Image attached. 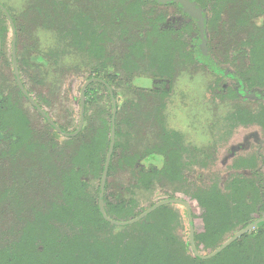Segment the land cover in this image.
<instances>
[{
    "label": "trees",
    "instance_id": "1",
    "mask_svg": "<svg viewBox=\"0 0 264 264\" xmlns=\"http://www.w3.org/2000/svg\"><path fill=\"white\" fill-rule=\"evenodd\" d=\"M36 1L31 4L36 10L28 12V24L34 29L42 26L55 32L65 46L52 61L55 75L51 85L59 88V75L71 68L70 57L78 53H82L89 64L88 79L95 77L103 80L116 62L105 47L109 39L105 23L97 21L100 11H75L82 4L93 7L94 0H40L42 6L35 4ZM102 1V5L110 4V20L124 23L117 38L121 51L123 49L122 66L129 72L137 70L142 58H146L151 67L154 65L160 72H167L173 66L176 52L183 57L195 54L193 50L186 51L179 39V30L158 29L157 22L150 24L144 38H136L141 37V20L144 19L141 7L147 0ZM193 1L199 11L208 8L215 13L212 23L218 18L219 9L226 5L225 0ZM6 9L17 29V63L22 74L18 41L24 32L10 10ZM0 15L3 50V38L7 31L3 23L8 20L1 8ZM36 16L43 17V21L39 23V18L32 20ZM237 20L242 27L252 30L248 33L249 39L233 50V54H242L247 61L243 70L230 76L233 85L227 88L226 94L251 95L262 101L257 112L250 113L240 108L236 113L257 122L264 129V0H250L241 9ZM129 22L135 29L134 36ZM205 24L202 31L193 27L192 23H188L185 29L199 32L197 56L216 71L217 66L208 54ZM244 46L246 51L241 49ZM181 48L182 51H179ZM112 49L115 51L119 47L114 43ZM35 60L41 70L48 64L46 55L38 53ZM9 66L12 69L11 62ZM12 77L15 84L12 92L4 93L0 89V161H8L7 170L2 168L3 178L7 176L8 184H2L3 178L0 180V213L3 214L0 223L9 222L4 230L10 235V238L3 237V233L0 235V264H264V178L260 171L255 169L250 176L242 173L233 175L223 191L216 185L191 190L189 197L196 201L200 209L197 214L189 204L194 241L200 253L215 250L255 222L254 227L239 235L215 256L198 258L191 251L189 236L185 239L175 233L178 213L173 204L160 206L139 221L125 226L111 224L100 214L99 183L110 142L112 114L110 93L102 82L87 85L84 106L99 101L97 92L102 88L104 93L101 95L108 113L104 111L103 116L96 114L100 118L97 126L83 124L81 131L67 138L62 146L58 144L57 133L51 125L46 123L48 129L45 132L34 128L23 106L22 99L25 101V97L17 87L13 74ZM104 80L111 86L108 78ZM27 92L32 95L28 89ZM35 99L40 103L43 96L37 95ZM118 117L117 108L115 144L104 189V209L108 217L126 221L144 211L138 208L132 196L133 188L143 186L150 189L155 182L179 181L183 179V173L182 162L174 148L180 139L177 132H166V143L161 146L147 148L141 153H129L117 142L122 133ZM61 129L65 130L62 126ZM76 129L77 125L73 131ZM125 166L138 167L137 173H129L133 178V188L120 186L119 183L113 187L118 169ZM92 182H95L93 188ZM19 184H22V190ZM173 197L169 195V198ZM7 217L10 221L4 220ZM13 217L15 219L11 222Z\"/></svg>",
    "mask_w": 264,
    "mask_h": 264
},
{
    "label": "rangeland",
    "instance_id": "2",
    "mask_svg": "<svg viewBox=\"0 0 264 264\" xmlns=\"http://www.w3.org/2000/svg\"><path fill=\"white\" fill-rule=\"evenodd\" d=\"M249 1L225 0L226 5L219 9L218 18L213 23L211 18L215 17V13L208 8L200 10L205 17L204 23H207L204 33L210 59L219 69L230 73L243 70L247 61L241 56L242 54H233V50L249 39L248 33L252 30L250 27H242L237 20L241 15V9ZM41 2L39 0L35 4L42 6ZM103 2L94 0L93 7L82 4L75 11L78 9L100 11L97 21L101 24L105 23L106 26L109 39L105 47L116 62L104 79H109L111 85L109 87L113 94L116 93L114 97L119 109V129L122 132L117 137V142L123 145L124 147H121L129 153H141L147 148L163 145L166 143L165 133L175 131L180 139L175 143L174 148L178 151L182 162L183 173V179L179 180L180 182L161 181L155 182L150 189H144L143 186L133 188V178H130L129 173L131 171L137 173L138 167L133 169L125 166L121 170L118 169L113 187L119 183L120 186L133 188L132 196L136 199L139 209L145 210L157 201L169 198L172 194L192 204L191 208L198 214L200 209L196 201L189 197L191 190L207 189L212 185H216L222 191L226 190L231 177L239 171L247 176L250 175L252 169L247 168L248 166L260 168L259 171L264 178V129L257 122L248 120L242 114H240L242 116H237L236 113V110L240 108L250 113L257 112L263 102L251 95L229 96L226 94L227 88L233 85V81L226 77L222 79L214 69L207 66L197 56L199 32L185 29L188 23H192L193 27H199L198 17L187 13L177 2L145 1L141 7L144 18L141 20V37L136 36V38H144L150 24L157 22L158 29L179 30V39L186 51L193 50L195 54L183 57L176 52L172 59L173 66L171 65V70L167 72H160L154 65L151 67L147 59L142 58L140 66L133 73L125 69L121 62L124 59L123 49L121 51L117 37H120V28L124 23L112 22L108 15L110 4L102 5ZM0 3L10 10L24 32L18 41L20 45L19 63L22 70L20 77L23 86L26 91L28 89L32 92L31 96L35 101L37 95L43 96V101L40 103L36 101V103L43 108L55 124L60 128L62 126L66 132H73L79 124L80 99L78 98L81 86L88 79V62L82 53L72 54L69 66L71 68H67L68 70L58 77L59 88L51 85L55 75L51 64L55 54L65 47L64 42H61L58 35L48 28L37 26L34 29L31 24H28V12L36 10L28 0H0ZM35 18H39L37 19L39 23L43 21V17L36 16L32 20ZM128 24L131 25V22ZM3 25L7 31L3 38V50L0 56V89L6 93L12 92L15 84L12 77L13 71L9 66L12 31L8 22H4ZM130 29L134 36L135 29L133 26ZM114 43L119 47L115 51L112 49ZM241 49L246 51L245 46ZM54 51L55 53L52 54ZM179 51H182V48ZM38 53L46 55L48 59L47 66H42L44 70L37 66L35 57ZM92 63L96 64V61ZM41 76L45 77L41 78ZM101 89L97 92L99 101L84 106L83 124L90 123L97 126L100 118H97L96 114L103 116L104 111L109 110L107 106H104L105 99L101 95L104 92ZM22 102L34 128L45 132L48 129L47 121L26 98L25 101L22 99ZM125 120L128 121L125 123ZM55 138L58 144L63 146L66 139L70 137L57 133ZM3 161H0V180L3 178L2 168L7 170L8 167V161ZM154 165L160 166L159 163H154ZM6 177L4 175L2 179L4 185L8 184ZM34 182L33 180L32 183ZM91 185L93 188L95 182ZM21 186L22 184H19L20 190H22ZM173 207L178 213L175 233L179 237L188 239L187 212L181 205L173 204ZM2 215L0 213V216ZM13 219L15 217L11 219V222ZM4 220L10 221L8 217ZM8 224L9 222L4 225L0 223V235L3 233L2 236L5 238H10L9 233L4 230Z\"/></svg>",
    "mask_w": 264,
    "mask_h": 264
},
{
    "label": "water",
    "instance_id": "3",
    "mask_svg": "<svg viewBox=\"0 0 264 264\" xmlns=\"http://www.w3.org/2000/svg\"><path fill=\"white\" fill-rule=\"evenodd\" d=\"M151 1H156L159 3H167L169 1H174L177 2L179 5H181L183 7V9L189 13L192 16L198 17V22H199V29L200 31H202L203 29V25H204V14L199 11V9L196 7L195 3L192 0H151ZM0 8L3 11V13L5 14L8 23L10 24L11 27V31H12V42H11V63H12V71H13V75H14V79L16 82L17 87L19 88L20 92L22 93V95L27 99V101L40 113V115L47 121V123L49 125L52 126V128L60 135L65 136V137H72L75 136L82 127L83 124V113H84V96H85V89L87 87L88 84H90L91 82H102L109 90L110 93V97H111V102H112V114H111V120H110V142H109V146H108V150H107V154L105 157V161H104V165H103V170L101 173V178H100V183H99V193H98V208H99V212L102 215V217L110 222L111 224L117 225V226H125V225H129L132 224L134 222L139 221L140 219H142L143 217H145L146 215H148L149 213H151L152 211H154L155 209H157L160 206L163 205H167V204H174V203H178L183 205L186 208V212H187V220H188V228H189V243L191 246V251L192 253L201 259H208L211 258L213 256H215L217 253H219L220 251H222L227 245H229L233 240H235L239 235L243 234L244 232L249 231L252 227H254L255 222L251 223L250 225L246 226L239 235H234L231 236L228 240H226L225 242H223L221 245H219L215 250L207 253V254H202L198 251L196 245H195V241H194V227H193V218H192V211L189 207V204L187 203V201L181 199V198H165L162 200L157 201L156 203L152 204L151 206H149L148 208H146L144 211H142L139 215H137L136 217L126 220V221H117L114 220L110 217H108L105 213V209H104V189H105V184H106V179H107V173H108V168H109V164H110V160H111V156H112V152L114 149V144H115V116H116V99L114 97V94L111 90V88L109 87V85L107 84V82H105L102 79L99 78H89L87 79L80 90V94H79V99H80V117H79V124L78 127L75 131L73 132H66L64 130H62L57 124H55V122L48 116V114L43 110V108H41L36 101L33 99V97L26 91L25 87L23 86V83L21 81V77H20V73L18 70V65H17V55H16V29H15V25L13 23L12 17L9 14V12L7 11V9L0 3ZM1 51H2V41H1V36H0V56H1ZM219 72H222L219 69H216ZM264 219V217H263Z\"/></svg>",
    "mask_w": 264,
    "mask_h": 264
},
{
    "label": "flooded vegetation",
    "instance_id": "4",
    "mask_svg": "<svg viewBox=\"0 0 264 264\" xmlns=\"http://www.w3.org/2000/svg\"><path fill=\"white\" fill-rule=\"evenodd\" d=\"M34 1H36V0H28V2L30 3V5L34 2ZM168 3H176V2H174V1H169ZM14 23V22H13ZM15 25V24H14ZM15 29H16V27H15ZM16 55H17V50H16ZM17 65H18V63H17ZM11 66H12V63H11ZM216 66V65H215ZM216 69H219L218 67L216 68ZM219 70H221L222 72H219V71H217L216 70V72L219 74V75H224L226 78H228V79H232V77H230L231 75H233V73H230L229 71H227V70H224V69H219ZM20 73V72H19ZM14 76V75H13ZM15 80V79H14ZM106 82V81H105ZM82 87V86H81ZM248 165H250V164H248ZM247 168H250V169H252V171H251V173H250V175L252 174V172H253V170H260V168H258V167H247ZM238 173H241L240 171L238 172ZM243 174V173H242ZM245 175V174H244ZM250 175H248V176H250ZM247 176V175H246ZM192 218H193V216H192Z\"/></svg>",
    "mask_w": 264,
    "mask_h": 264
}]
</instances>
